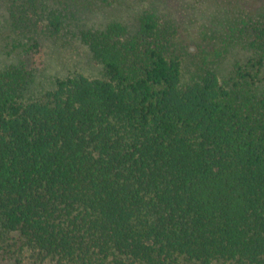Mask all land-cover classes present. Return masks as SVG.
Returning <instances> with one entry per match:
<instances>
[{
  "label": "trees",
  "instance_id": "trees-1",
  "mask_svg": "<svg viewBox=\"0 0 264 264\" xmlns=\"http://www.w3.org/2000/svg\"><path fill=\"white\" fill-rule=\"evenodd\" d=\"M254 1L229 0L223 40L245 56L226 75L216 61L187 75L170 11L97 20L107 0H8L9 40L47 20L104 72H72L32 98L34 70L0 66L2 260L264 264V0Z\"/></svg>",
  "mask_w": 264,
  "mask_h": 264
},
{
  "label": "rangeland",
  "instance_id": "rangeland-1",
  "mask_svg": "<svg viewBox=\"0 0 264 264\" xmlns=\"http://www.w3.org/2000/svg\"><path fill=\"white\" fill-rule=\"evenodd\" d=\"M22 2V0H18ZM107 0L95 13V19L109 20L120 15L135 21L137 10L153 5L161 11L171 12L178 27L176 39L183 56L185 73L205 67L216 61L219 71L226 75L234 62L242 59L245 52L241 47L223 40L227 33V22L234 9L229 0ZM263 0H255L256 6ZM8 0H0V66L11 63H25L34 70L35 77L29 96L41 97L54 88L58 78L72 72H80L91 77L103 76V67L95 61L87 48L75 40H67L61 34L48 30L47 20H39L38 29L21 34L20 39L9 40L12 15ZM42 9L39 8L38 12ZM169 12V13H170ZM28 16L37 17L33 10ZM26 15V17H27ZM231 17V16H230ZM224 27L226 29L224 30ZM14 33V32H13ZM17 34V32H16ZM0 264H7L0 257Z\"/></svg>",
  "mask_w": 264,
  "mask_h": 264
}]
</instances>
